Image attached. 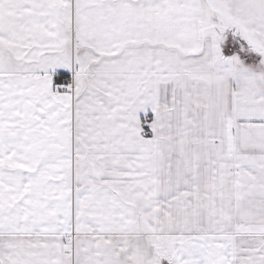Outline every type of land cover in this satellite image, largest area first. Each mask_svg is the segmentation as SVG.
Here are the masks:
<instances>
[{
    "label": "snow or ice",
    "instance_id": "6c2138e0",
    "mask_svg": "<svg viewBox=\"0 0 264 264\" xmlns=\"http://www.w3.org/2000/svg\"><path fill=\"white\" fill-rule=\"evenodd\" d=\"M0 264H264V0H0Z\"/></svg>",
    "mask_w": 264,
    "mask_h": 264
}]
</instances>
